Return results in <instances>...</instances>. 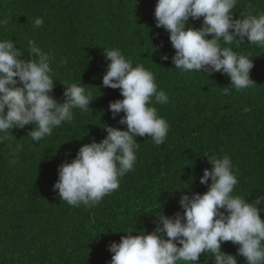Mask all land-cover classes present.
Instances as JSON below:
<instances>
[{
  "label": "trees",
  "instance_id": "obj_1",
  "mask_svg": "<svg viewBox=\"0 0 264 264\" xmlns=\"http://www.w3.org/2000/svg\"><path fill=\"white\" fill-rule=\"evenodd\" d=\"M156 3L0 0V20L9 21L0 27V39H13L24 58H30L29 40L54 54V96L63 102L66 81L85 84L94 97L87 112L74 110L71 122L39 142L27 135L34 125L9 130L7 138L0 134V264H109L113 254L108 245L127 235L121 231L135 227L133 235L140 230L150 233L159 213L183 211L182 194L208 190L200 183L203 170L211 168L206 153L231 157L238 169L233 194L249 200L264 194V46L247 40L231 45L253 59L254 83L241 91L232 88L226 74L182 72L171 60L175 49L170 33L156 27ZM242 11L264 12V0H238L235 17ZM37 17L44 23L34 28ZM202 22L203 17L189 20L197 28ZM113 47L131 57L134 65L143 63L155 73L169 102L161 105L153 98V105L170 129L159 146L150 137H137V162L121 178L119 189L96 206L76 208L53 191L58 166L74 159L83 144L102 140L107 125L127 127L119 124L123 112L114 119L109 110L111 101L123 99L120 89L102 83L109 63L104 48ZM163 54L169 59L162 60ZM224 88H231V94L224 95ZM246 107L250 111L245 112ZM237 248L231 241L222 244L229 254L236 255ZM237 259L246 264L245 257ZM200 264H214V257L201 254Z\"/></svg>",
  "mask_w": 264,
  "mask_h": 264
},
{
  "label": "clouds",
  "instance_id": "obj_2",
  "mask_svg": "<svg viewBox=\"0 0 264 264\" xmlns=\"http://www.w3.org/2000/svg\"><path fill=\"white\" fill-rule=\"evenodd\" d=\"M237 3L238 0H157L156 27L170 33L175 68L226 74L237 91L253 85V59L234 51L231 45L247 40L264 46V12L242 11L236 18L233 9ZM248 7L251 9V4ZM201 17L200 27L189 24L190 18ZM8 22L0 20V27ZM43 23V18L37 17L33 27ZM28 53L30 58H24L13 39H0V134L7 138L9 130L34 125L27 135L39 142L64 122H71L74 110L87 112L94 97L85 84L65 81V99L60 102L53 94L54 54L43 50L35 40L28 41ZM104 54L109 63L103 86L120 89L123 97L111 101L109 110L114 119L123 112L119 124L127 127L107 125V135L102 140L83 144L74 159L58 166L59 178L53 191L76 208L96 206L119 189L121 178L137 162V137H150L159 146L165 143L170 129L167 119L153 105V98L161 105L169 102L167 93L158 88L155 73L143 63L134 65L118 47L104 48ZM161 59L168 60L169 56L163 54ZM223 94L230 95L231 88H224ZM244 111L250 109L246 107ZM19 150L17 146L15 151ZM205 155L211 168L203 170L200 183L208 185V190L203 194H182L179 204L183 211L159 213L150 233L140 230L133 235L135 227L121 231L127 235L108 245L113 254L109 264H200L201 254L214 257V264H238L237 256L245 257L246 264H264V208L260 207L264 194L254 200L233 194L238 169L231 157ZM228 241L238 245L236 255L222 251V244Z\"/></svg>",
  "mask_w": 264,
  "mask_h": 264
}]
</instances>
